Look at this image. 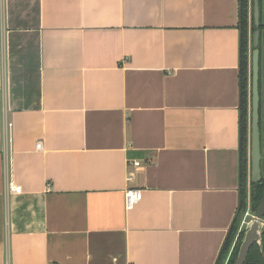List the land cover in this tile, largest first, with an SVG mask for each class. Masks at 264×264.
Wrapping results in <instances>:
<instances>
[{"label":"crops","instance_id":"crops-1","mask_svg":"<svg viewBox=\"0 0 264 264\" xmlns=\"http://www.w3.org/2000/svg\"><path fill=\"white\" fill-rule=\"evenodd\" d=\"M241 90L240 0H0V264H227Z\"/></svg>","mask_w":264,"mask_h":264},{"label":"trees","instance_id":"trees-1","mask_svg":"<svg viewBox=\"0 0 264 264\" xmlns=\"http://www.w3.org/2000/svg\"><path fill=\"white\" fill-rule=\"evenodd\" d=\"M261 5V37H260V128L261 134L264 131V0H260ZM253 20V19H252ZM240 29H241V143H242V180H241V200L239 211L234 223V226L228 236L223 253L226 255L230 251L234 237L236 234L238 218L240 213L244 212L247 206V178H248V122L250 116L249 108V86H250V72H249V0H240ZM252 32L255 26L252 23ZM263 141V134H262ZM263 179L261 183L254 186L252 183V203L251 207L256 213L258 204L264 194V157L262 160ZM236 230V231H235ZM262 239L264 245V218L263 226L261 228ZM243 232L234 245L230 258L227 264H235L241 242L244 238ZM245 264H264V255L260 246L256 243L252 246L245 261Z\"/></svg>","mask_w":264,"mask_h":264},{"label":"water","instance_id":"water-1","mask_svg":"<svg viewBox=\"0 0 264 264\" xmlns=\"http://www.w3.org/2000/svg\"><path fill=\"white\" fill-rule=\"evenodd\" d=\"M252 18L255 26L253 32V51L251 54V141H250V177L256 186L263 179L262 160L264 150L260 128V37H261V5L260 0H252ZM264 218V194L258 204L255 217L245 231L235 264H245L250 249L254 244L260 246L264 255L262 225Z\"/></svg>","mask_w":264,"mask_h":264},{"label":"built area","instance_id":"built-area-1","mask_svg":"<svg viewBox=\"0 0 264 264\" xmlns=\"http://www.w3.org/2000/svg\"><path fill=\"white\" fill-rule=\"evenodd\" d=\"M37 147H38V149H42V144L38 143ZM134 164L136 166H140L139 161H136ZM6 187H7L6 191L8 194H21L23 191L22 186L17 184L13 179L7 180ZM142 197H143V191L141 189L128 188L126 191V207H127V209L133 208L134 205H136L142 199ZM251 209L252 208L250 207V205H247L244 212L242 213L243 216H242L240 225H239L238 230H237L236 241L239 238V236L243 232L246 231L249 224L252 222V220H250L249 218L251 216H253V218L255 217V215L251 213ZM235 243H234V245H235ZM232 250H233V248H232ZM232 250L230 252V255L232 253ZM230 255H229V258H230ZM229 258H228V260H229Z\"/></svg>","mask_w":264,"mask_h":264},{"label":"rangeland","instance_id":"rangeland-1","mask_svg":"<svg viewBox=\"0 0 264 264\" xmlns=\"http://www.w3.org/2000/svg\"><path fill=\"white\" fill-rule=\"evenodd\" d=\"M249 108H250V114H251V77H250V86H249ZM249 129L251 130V117L249 118ZM263 134V141H262V145H263V150H264V131L262 132ZM247 205H250L251 207V203H252V184H251V177H250V171L248 173V178H247ZM252 208V207H251ZM251 213L255 215V212L253 211V209H251ZM242 212L240 213V216L238 218V225H237V229L240 225V222H241V219H242ZM250 220H253V216H251L249 218ZM263 226V225H262ZM236 231V230H235ZM236 234H237V231H236ZM236 234H235V237L233 238L234 239V242L232 243V246L234 248V243L237 242L236 241ZM231 246V247H232Z\"/></svg>","mask_w":264,"mask_h":264},{"label":"flooded vegetation","instance_id":"flooded-vegetation-1","mask_svg":"<svg viewBox=\"0 0 264 264\" xmlns=\"http://www.w3.org/2000/svg\"><path fill=\"white\" fill-rule=\"evenodd\" d=\"M253 19V18H252ZM252 23H253V20H252ZM253 25H254V23H253ZM252 38H253V32H252ZM252 42V41H251ZM252 51H253V43H252ZM251 54H252V52H251ZM249 72H250V77H251V67H249ZM261 95V94H260Z\"/></svg>","mask_w":264,"mask_h":264}]
</instances>
